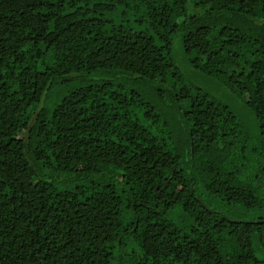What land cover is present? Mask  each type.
Instances as JSON below:
<instances>
[{"label":"trees","instance_id":"16d2710c","mask_svg":"<svg viewBox=\"0 0 264 264\" xmlns=\"http://www.w3.org/2000/svg\"><path fill=\"white\" fill-rule=\"evenodd\" d=\"M142 257L264 264V0H0V264Z\"/></svg>","mask_w":264,"mask_h":264},{"label":"rangeland","instance_id":"374dc122","mask_svg":"<svg viewBox=\"0 0 264 264\" xmlns=\"http://www.w3.org/2000/svg\"><path fill=\"white\" fill-rule=\"evenodd\" d=\"M196 10H194L193 12H195ZM158 25H160L163 29L162 31V34H164L166 37L169 33H171L172 29L170 27V22L169 21H166V20H162V21H159L158 22ZM169 45V43L167 44ZM167 48V46L165 47ZM159 53L161 54L162 58L163 59H166L168 56H167V52L164 51H159ZM157 57V53L153 52V51H145L144 53L142 54H138V53H130V54H127L124 56V59H123V62L122 60L120 61V65L122 66H125L126 67H129V68H134L135 70H139L141 68H145L147 67L150 68V66H152V62L154 60L155 62V57ZM162 58H157L156 61L157 62H160ZM99 59V58H98ZM91 62L93 61V58H90L89 59ZM188 80H189V83L191 81H193V77L192 75H188ZM198 85H201V81H197ZM41 91H42V88L41 86H38L36 88V96H39L41 94ZM124 102V101H123ZM126 104V103H124ZM127 105V104H126ZM135 111L133 112L134 115L140 120V122L142 123V125H144V127L148 128L149 132H152L153 134H155V136L157 138L159 137H164V139L166 138V135L164 134L165 131L167 130L168 128V121L167 120H164L165 118L161 117V116H158L157 118H154L152 116H148L146 115L142 110H139L137 111L136 109H134ZM167 115H170V113H165ZM194 191H197L199 190V188L197 189H193ZM129 246L130 249H136L137 247L135 245H131V244H128L127 247ZM142 260L149 263V264H155L151 259L149 258H145V257H142ZM167 262H162V264H167ZM170 264H183L181 262H172L170 261L169 262Z\"/></svg>","mask_w":264,"mask_h":264}]
</instances>
